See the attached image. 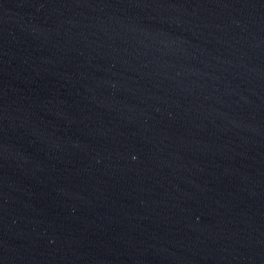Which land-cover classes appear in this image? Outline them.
I'll return each mask as SVG.
<instances>
[{"label": "water", "instance_id": "water-1", "mask_svg": "<svg viewBox=\"0 0 264 264\" xmlns=\"http://www.w3.org/2000/svg\"><path fill=\"white\" fill-rule=\"evenodd\" d=\"M0 264H264V0H0Z\"/></svg>", "mask_w": 264, "mask_h": 264}]
</instances>
